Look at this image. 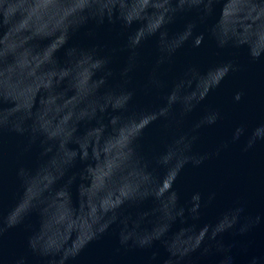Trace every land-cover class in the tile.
I'll list each match as a JSON object with an SVG mask.
<instances>
[{
  "label": "water",
  "instance_id": "95a60500",
  "mask_svg": "<svg viewBox=\"0 0 264 264\" xmlns=\"http://www.w3.org/2000/svg\"><path fill=\"white\" fill-rule=\"evenodd\" d=\"M0 264H264V0H0Z\"/></svg>",
  "mask_w": 264,
  "mask_h": 264
}]
</instances>
